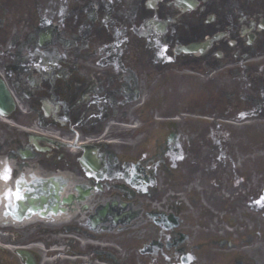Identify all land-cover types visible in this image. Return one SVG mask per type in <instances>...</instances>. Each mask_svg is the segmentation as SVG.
<instances>
[{
  "label": "flooded vegetation",
  "instance_id": "1",
  "mask_svg": "<svg viewBox=\"0 0 264 264\" xmlns=\"http://www.w3.org/2000/svg\"><path fill=\"white\" fill-rule=\"evenodd\" d=\"M96 41H111L113 68H88ZM160 45L170 64L153 66ZM189 72L206 81L198 95L210 88L222 93V78L241 80L238 95L253 105L240 117H264V0H0V172L10 169V178L0 179V193L9 198L3 190L20 172L18 180L30 181L36 190L62 171L70 173L66 198L93 197L87 226L52 223L13 230L3 240L30 251L32 260L17 257L16 248L2 250L0 264H188L187 253L196 262L209 257L207 241H190L187 232H178L182 225L152 224L155 216L172 211L177 192L166 189L170 198L152 193V149L124 144L132 133L125 121L141 113L142 92L166 98L180 85L186 111L214 115L232 103L239 108L242 100L229 96L189 99ZM28 130L46 136L61 132L69 140L76 132L74 151L80 154V146L96 139L97 171L84 168L78 153H58L61 145L31 137ZM114 135L122 145L108 144ZM29 167H39L42 176L30 180ZM187 185L188 178H181L182 192ZM52 194L56 202L60 193ZM102 210L101 234H106L98 248L90 231Z\"/></svg>",
  "mask_w": 264,
  "mask_h": 264
},
{
  "label": "rangeland",
  "instance_id": "2",
  "mask_svg": "<svg viewBox=\"0 0 264 264\" xmlns=\"http://www.w3.org/2000/svg\"><path fill=\"white\" fill-rule=\"evenodd\" d=\"M144 51V49H143ZM131 62H127V65H131ZM251 77H259L257 73H250L249 74ZM241 80L235 81V82H230L227 80L224 85H231L233 86L232 94L229 95H220L217 96L218 94H221L216 88H210L207 91H205L202 95L206 100L209 99L210 95H214L217 99H221V101H225L226 97L229 96L231 100H242V95H238L240 88H241ZM174 91L168 93L167 95V101L172 102V108L176 107L173 103L174 99ZM243 101V100H242ZM160 106H163V103L160 104ZM179 107V106H177ZM175 108V110L172 113H178V108ZM214 114H220L221 116H227V117H232L236 116L235 113V104L232 103L231 109H227L226 111L224 110L222 113L214 111ZM155 115H152V135L153 138L156 139V142L154 143L152 141V152H158L160 156L161 152L165 149L164 146V140L163 139L164 133L166 134L167 131L162 129L159 131V129H156L158 126H156L155 123H161V121H156L153 120ZM224 118V117H223ZM239 127V129L236 130L237 134V139L233 141L235 145H238V148L243 149L241 153L244 155H238L239 159H245V158H253L255 155L259 154L260 157H263L262 159L264 160V130H261L262 127H264V122H259V121H249L247 124L235 126ZM213 134L214 138H218V133L215 130L214 125H212L209 129L204 130L203 132H198L195 134H188L190 139H195L194 142H199L203 144H209V145H214L210 135ZM170 138H173L174 140H177V138L174 136V134L169 135ZM199 137V139L197 138ZM197 139V140H196ZM202 146V144H201ZM195 148L193 146H190L187 150H184L183 153L180 154L178 157L179 163H177L176 166H170L166 160H164V157L160 158L161 164H168V167L172 170L175 171L177 177L176 179L180 181V178L183 176H187L189 178L188 181V186H187V191L189 195L196 196L199 198H194L189 200L187 206H188V211L193 213V222L191 224L195 225L197 222H199V217L202 212L203 207L207 208L209 212H213L214 210L217 211L218 213V219L213 217V223L219 224L221 219L220 216L223 215L224 217H229L228 213V208L224 206L225 201L223 198L218 195L214 200H219L220 202L216 203L213 200V207L209 205L208 201L204 199V197L200 194L198 195V191L200 189V183L198 182L199 179L205 178V185L206 187L210 190L209 183L212 182L213 178H219L221 181V185L215 183L214 187L218 192L220 191L221 193L227 192L229 189L228 187H224V182L228 179L227 174L229 173V170L227 167H222L220 168L219 165V158L217 157V153L214 150H207L204 149L203 151H206V153H200V152H195L193 155V150ZM224 154L226 156L229 155L230 153V147L229 146H223L222 147ZM190 150V153H189ZM236 151L240 153V149L236 148ZM208 155V156H207ZM255 164H257L256 160L254 161ZM260 166L256 167H250L247 171L248 175V184L247 187H251L250 189V196L252 200L256 197L261 192L260 187L263 185L264 182V162ZM160 166V164H159ZM159 166L154 170V175L157 176L158 182L155 183V190L158 192H165L166 189H169V191H179L181 192L180 186L181 184H177L178 188H175V184L172 181L165 180V182L162 181L161 179V172L159 171ZM198 187V188H197ZM186 190V189H185ZM177 197H184V195H177ZM260 206L254 210L255 213H257V219L260 218V212H264V206H263V200H260ZM237 210V209H236ZM240 214V213H238ZM186 217V215L184 214ZM206 216V215H204ZM227 221V220H225ZM209 222V221H208ZM244 224L247 226H251L252 222L249 221L248 219L244 221ZM252 256L253 257H258L262 258L264 261V248L261 246L264 244V241H262L259 238V234H253L252 235ZM259 238V239H258Z\"/></svg>",
  "mask_w": 264,
  "mask_h": 264
},
{
  "label": "snow or ice",
  "instance_id": "3",
  "mask_svg": "<svg viewBox=\"0 0 264 264\" xmlns=\"http://www.w3.org/2000/svg\"><path fill=\"white\" fill-rule=\"evenodd\" d=\"M10 178V169L8 168H5L3 170V172H0V179H4V180H7ZM8 195H11V193L9 192ZM18 195V194H17ZM264 199V198H262ZM257 203H260L259 201Z\"/></svg>",
  "mask_w": 264,
  "mask_h": 264
},
{
  "label": "bare ground",
  "instance_id": "4",
  "mask_svg": "<svg viewBox=\"0 0 264 264\" xmlns=\"http://www.w3.org/2000/svg\"><path fill=\"white\" fill-rule=\"evenodd\" d=\"M20 185H22V183H20ZM0 186H2V185H0ZM18 186H19V185H18ZM42 188H43V187H41V185H40L39 188L36 190L35 195L32 197L31 200L34 199V201H35V197L40 193V191L42 190ZM15 196H17V194H15ZM34 201H32V203H34ZM15 210H16V212H17L19 215L22 214V213L20 212L19 209L15 208Z\"/></svg>",
  "mask_w": 264,
  "mask_h": 264
}]
</instances>
